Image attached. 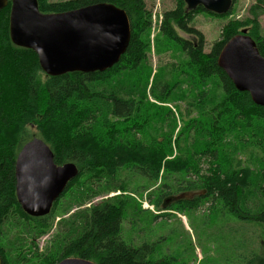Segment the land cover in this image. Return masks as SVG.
<instances>
[{"label":"trees","instance_id":"trees-1","mask_svg":"<svg viewBox=\"0 0 264 264\" xmlns=\"http://www.w3.org/2000/svg\"><path fill=\"white\" fill-rule=\"evenodd\" d=\"M37 1L44 14L99 3L115 5L129 17L131 39L120 61L105 72L50 77L33 50L12 43L11 1L0 11L2 264H12L10 252L1 243L8 221L16 219L19 224L17 219L21 220L31 239H39L52 230L58 204L81 189V198L92 199L88 198L91 187H108L106 192L119 195L58 222L47 254L35 255L38 247L31 242L36 247L33 258L40 259L38 264H58L68 258L97 264H164L168 259L157 257L161 242L145 239L133 245L123 237L128 213L146 212L138 199L164 210L166 213L160 215L163 219L172 212H194L208 204L207 220L239 225L240 236L233 227L231 237L232 248L238 253L236 261H225L264 264V107L256 105L248 92L238 91L218 64L224 45L243 30L264 57L259 21L264 0H257L251 8L250 19L230 21L222 41L209 52L203 33L192 26L194 16L202 12L220 18L231 15L232 10L222 16L203 7L189 12L184 0H175L176 7L163 16L155 48L159 60L166 51L179 57L164 62L165 67L159 66L154 75L148 39L152 14L146 0ZM35 137L50 147L56 165L74 163L79 170L51 213L43 217L28 215L16 192L18 154ZM244 146L254 149L250 158H243ZM174 180L177 193L198 195L174 201ZM117 182L118 187L111 186ZM158 218L154 216L147 225ZM210 222L207 225L213 224ZM255 228L260 232L258 238L251 232ZM134 229L143 234L147 228Z\"/></svg>","mask_w":264,"mask_h":264},{"label":"water","instance_id":"water-1","mask_svg":"<svg viewBox=\"0 0 264 264\" xmlns=\"http://www.w3.org/2000/svg\"><path fill=\"white\" fill-rule=\"evenodd\" d=\"M12 43L33 50L41 69L50 77L68 73L105 72L126 53L131 39L127 13L108 3L56 14L41 13L37 0H10ZM187 11L203 7L217 15L228 14L233 0H184ZM9 0H0V11ZM219 66L238 91L248 92L256 105L264 107V57L246 31L224 45ZM79 170L74 163L58 166L54 154L41 139L33 138L18 154L16 192L22 209L32 217L51 213ZM0 264L2 259L0 257ZM58 264H97L68 258Z\"/></svg>","mask_w":264,"mask_h":264},{"label":"rangeland","instance_id":"rangeland-1","mask_svg":"<svg viewBox=\"0 0 264 264\" xmlns=\"http://www.w3.org/2000/svg\"><path fill=\"white\" fill-rule=\"evenodd\" d=\"M50 3H62L71 0H49ZM175 0H146L147 8L152 14V26L149 34V41L151 44V62L154 69L153 75L158 72L159 66H164V62L167 64L171 62L173 57L172 52H163L165 56L159 60V56L156 54L155 41L159 35L161 23L163 21V16L166 12L173 10L176 7ZM257 4V0H235L232 7V14L225 17L213 18L205 13H198L194 16L192 26L203 33L206 39L205 50L209 52L212 46L218 42L222 41V34L224 27L230 21H244L250 19L252 11L251 8ZM259 21L262 27V33L264 36V9L260 12ZM247 30L241 31L242 33ZM240 33V34H242ZM248 35V34H247ZM179 57V56H178ZM172 107V105H169ZM243 158H250V155L254 151L251 146H244ZM257 151V150H256ZM258 152V151H257ZM259 153V152H258ZM177 179H181L179 175L176 176ZM188 178V177H187ZM193 180L195 178H192ZM191 180V179H190ZM189 181V180H188ZM176 183L174 180V201L182 200H192L197 194V192H176ZM119 182L111 186L118 187ZM135 183L131 182V189L135 188ZM81 189L80 192H75L69 198L63 199L58 204V214L56 215L55 223L48 232L47 235L41 236L39 239L32 240L31 233L27 228L24 227L25 223L21 220L17 224L16 219L10 220L6 223L3 234L1 237V243L5 246L6 250L10 252V261L12 264H38L40 259H34V252L36 247L32 246L30 243L34 242L35 246L38 248V252L35 255L47 254L48 250L46 248L51 246L50 240L56 232L57 223L61 220L71 219L79 211H85L90 209L92 206L100 205L107 201H111L114 196L119 195V192L111 191L106 192L108 187L98 190L91 187V191L88 194V198L84 199L82 197ZM259 197V196H258ZM260 199V197H259ZM139 206L142 207V211L135 216H132V212L128 213V220L124 222L123 226V237L127 241H131L133 245H137L139 241L148 242H161L160 247L157 248V257H166V262L164 264H228L226 258L236 261L238 253L232 248V239L236 227L237 237L240 236L238 229L239 225L234 226V222H210L204 215H207L209 205L206 204L200 207L194 212H184V214H179L172 212V216L166 219L160 218V215L166 212L158 211L152 205H150L146 199H138ZM170 204V203H169ZM166 204V205H169ZM164 209V208H163ZM159 216L155 223L147 225L154 216ZM138 220L134 226L131 222ZM165 220V221H163ZM207 221L213 224H208ZM145 229L144 233L137 234V226ZM255 232V236L258 238L260 232L258 229H251V232ZM221 236V238H220ZM31 246V247H29ZM31 249V254L29 250ZM22 257H27L30 259L29 262H25ZM230 263V262H229Z\"/></svg>","mask_w":264,"mask_h":264}]
</instances>
